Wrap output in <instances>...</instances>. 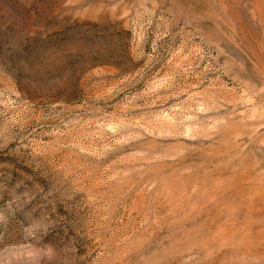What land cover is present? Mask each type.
<instances>
[{
    "label": "rangeland",
    "instance_id": "374dc122",
    "mask_svg": "<svg viewBox=\"0 0 264 264\" xmlns=\"http://www.w3.org/2000/svg\"><path fill=\"white\" fill-rule=\"evenodd\" d=\"M0 264H264V0H0Z\"/></svg>",
    "mask_w": 264,
    "mask_h": 264
}]
</instances>
